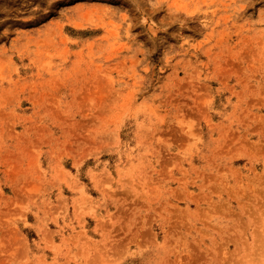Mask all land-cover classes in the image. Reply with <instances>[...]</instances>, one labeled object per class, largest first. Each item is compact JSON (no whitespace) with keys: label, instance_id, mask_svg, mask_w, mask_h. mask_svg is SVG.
<instances>
[{"label":"rangeland","instance_id":"374dc122","mask_svg":"<svg viewBox=\"0 0 264 264\" xmlns=\"http://www.w3.org/2000/svg\"><path fill=\"white\" fill-rule=\"evenodd\" d=\"M0 264H264V0H0Z\"/></svg>","mask_w":264,"mask_h":264}]
</instances>
